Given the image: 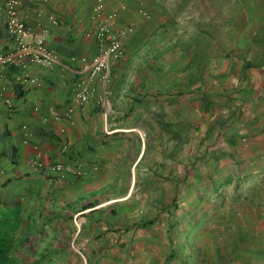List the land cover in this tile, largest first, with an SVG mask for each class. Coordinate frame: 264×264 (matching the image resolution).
<instances>
[{"label": "crops", "instance_id": "1", "mask_svg": "<svg viewBox=\"0 0 264 264\" xmlns=\"http://www.w3.org/2000/svg\"><path fill=\"white\" fill-rule=\"evenodd\" d=\"M241 2L240 45H234L233 27L226 43L200 29L183 44L179 33L172 35L163 8L151 6L150 20L134 11L121 14L120 21L136 20L125 57L105 72L107 82L94 81L90 101L69 123L54 116L70 103L83 67L70 57L91 60L98 51L100 43L85 35L99 22L92 18L95 0H20L29 25L49 28L48 44L62 66L35 69L40 86L22 89L9 79L13 108L0 101V170L7 180L0 187V207L17 204L23 218L25 202L33 199L37 212L43 205L49 218L80 212L82 228L72 238L88 244L85 254L81 251L86 264H264V0ZM121 3L106 0V9ZM51 16L58 25L50 24ZM12 48L0 22V50ZM104 92L108 95L100 104L97 96ZM203 95L213 99L208 108ZM221 123L236 140L240 174L246 173L248 182L240 199L209 213L193 238H168L167 206L185 178L184 148L195 142L215 148ZM179 147L180 153L177 149L168 157L170 148ZM31 158L44 163L80 159L91 171L49 183L28 170ZM53 220L62 225L63 217ZM147 220L155 221L144 224ZM123 243L132 246L131 254Z\"/></svg>", "mask_w": 264, "mask_h": 264}, {"label": "built area", "instance_id": "2", "mask_svg": "<svg viewBox=\"0 0 264 264\" xmlns=\"http://www.w3.org/2000/svg\"><path fill=\"white\" fill-rule=\"evenodd\" d=\"M127 10V5L124 3L107 10L106 0H95L92 18L97 19L99 22L95 28L86 31L85 35L94 38L100 45L91 60L84 57L78 59L74 55L70 57L71 62L78 60L83 64V67L77 72L80 77L75 82L70 103L54 116L56 120L65 119L69 123H74L76 109L87 104L95 91L94 81L107 82L108 78L105 72L125 57V44L136 29L134 23L119 20V16L127 13ZM134 12L142 20L151 19L150 11L142 3L135 7ZM27 19L28 14L20 8V0H3L0 2V22L5 28L6 35L13 43L11 50H0V101L9 110L13 108L14 104L11 97L7 95L9 79L22 89L40 86L42 81L33 72L35 69L41 68L51 71L56 66H62L57 51L48 44L49 28L39 22L36 26H31L27 23ZM49 21L52 25L59 24V20L54 16L49 17ZM107 95V92L98 95L97 102L101 104ZM33 109L37 111L38 107ZM46 121L47 118H44L43 122ZM22 130L24 136L30 135L27 125H22ZM106 132L109 133L112 130ZM139 132L143 136V132ZM27 168L33 173L42 174L49 183L64 180L70 174L85 176L91 171L83 166L80 159H75L71 163H44L39 158H31L27 161ZM91 169L95 170L97 167L93 166ZM2 173L3 171L0 170V187L3 183ZM79 215L80 212L74 215V222L78 230L81 227V221L78 220ZM76 250L80 255H83L80 250ZM195 264L204 263L196 262Z\"/></svg>", "mask_w": 264, "mask_h": 264}, {"label": "rangeland", "instance_id": "3", "mask_svg": "<svg viewBox=\"0 0 264 264\" xmlns=\"http://www.w3.org/2000/svg\"><path fill=\"white\" fill-rule=\"evenodd\" d=\"M121 1L127 5L129 16H132L131 12L134 11L133 8L139 3L146 6L152 14L154 13L151 10V6L157 7L159 10L161 8L166 10L167 19L170 22L169 25L174 28L172 35L176 36L179 33L182 40L181 43L183 44L191 42L194 35L197 36V30L200 29H203L202 32L205 30L211 31V38L213 36L217 40L226 43L228 42V34L226 32L233 27L235 30V32L234 30L232 31L234 45H240L241 33L236 29H239L241 26L240 11L243 5L242 0ZM128 19L136 27L135 18ZM140 52L139 55L144 58L146 55L144 49ZM128 74L129 71L126 72L127 76ZM137 74H141L139 69L137 70ZM188 133H192V131ZM190 150V146L186 147V152ZM247 168V170L252 169L250 166ZM228 190V194L234 193L231 186ZM36 205V200L33 199L27 200L24 204L23 225L25 232L22 238H18V246L12 254L15 264H33L36 262H41L40 264H64L65 261L70 264H86L83 247L88 246V244L84 245L79 238H72L82 228L81 225L78 230L74 222L76 211L73 216H67V213L62 211L57 212L55 215L51 214L52 217L49 218L48 210L41 205V210L37 212ZM55 216L63 217V221L60 220L63 226L59 224L56 226L53 220ZM78 220L81 221V215H79ZM180 234L174 231L173 238L180 236ZM123 245L125 248L124 252L126 254L130 252L131 254L132 246L127 243H123ZM66 249L67 252L65 253ZM76 249L82 251L84 254L80 255ZM50 259H52L53 263L48 262Z\"/></svg>", "mask_w": 264, "mask_h": 264}, {"label": "trees", "instance_id": "4", "mask_svg": "<svg viewBox=\"0 0 264 264\" xmlns=\"http://www.w3.org/2000/svg\"><path fill=\"white\" fill-rule=\"evenodd\" d=\"M192 81V79L188 80V82ZM186 87H188L187 83ZM212 100L206 95L201 98L202 104L207 108L211 106ZM184 102L185 104L192 103L193 98L185 99ZM220 125V129L217 131L219 138H216L218 145L215 148L203 147L199 143L196 145V142L195 144L188 143L184 148L185 178L180 179L176 184L178 190L167 206L168 238H173L174 231L181 233L176 238H189L190 235V238H193L192 232L201 229L202 223L209 213L217 212L225 203H234L240 199L242 189L248 182L247 174H240L242 164L237 159L239 153L236 151V140L234 137L225 134L223 124ZM219 143L225 145L219 146ZM188 146L191 150L186 152ZM177 149L180 153V147L170 148L168 157H175ZM225 158L232 161L225 164ZM139 164L143 165V163ZM139 164L136 165V173L139 172ZM195 172L196 175L200 173V176L194 177ZM6 181H3L2 186ZM230 186L233 188V194L227 193ZM181 189L184 190V194H181ZM154 221L147 220L143 223ZM24 232L20 206L14 204L9 207H0V264H15L12 254L18 246V238H22Z\"/></svg>", "mask_w": 264, "mask_h": 264}]
</instances>
